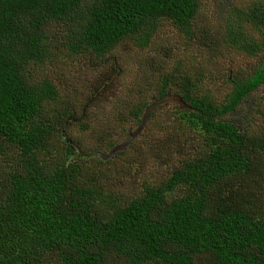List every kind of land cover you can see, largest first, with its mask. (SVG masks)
Wrapping results in <instances>:
<instances>
[{"label":"trees","instance_id":"trees-1","mask_svg":"<svg viewBox=\"0 0 264 264\" xmlns=\"http://www.w3.org/2000/svg\"><path fill=\"white\" fill-rule=\"evenodd\" d=\"M199 9V0H0V155H19L0 178V264H264L263 206L249 188L256 182L264 189V125L241 131L226 118L264 87V0L233 4L215 36L194 26ZM164 20L189 40L206 33L203 46L233 48L257 64L249 75L239 69V77L228 76L231 91L219 100L176 63L153 102L179 99L174 126L197 135L193 156L174 165L161 186L117 204L105 196L100 174L83 181V166L70 160L81 151L71 130L96 100L77 117L70 97L32 69L52 63L59 49L102 63L126 40L150 55ZM152 81L131 82L108 99L109 125L97 127V136L113 152L132 140L112 138L127 132L124 122L143 123V92ZM180 186V196L167 197Z\"/></svg>","mask_w":264,"mask_h":264},{"label":"rangeland","instance_id":"rangeland-1","mask_svg":"<svg viewBox=\"0 0 264 264\" xmlns=\"http://www.w3.org/2000/svg\"><path fill=\"white\" fill-rule=\"evenodd\" d=\"M252 1L254 0H199L200 9L194 26L200 31L207 29L215 36L219 26L223 31L233 4L241 6ZM198 35L196 40H189L170 20H164L158 36L153 41L150 55L141 54L132 41L126 40L102 63L100 59L89 60L85 54L70 55L65 50L59 49V51L55 50L52 63L32 69L35 77L52 80L60 89V95L70 97L72 105L77 107V117L84 114L85 103L96 100L86 110L87 117L84 118L83 125L76 124L71 130L70 134L75 140L73 142L80 145L81 153L78 152L70 160L83 166L81 172L83 181H87L95 173L100 174L99 183L104 187L105 196L117 197L115 201L117 204L127 203L140 194L146 186H161L173 171L174 165H179L190 155L193 156V138L197 135L185 127L181 130L174 126V122L179 121L177 104L174 103L177 97L170 96L171 100L161 106V110L157 115H153L149 122L150 116L144 119L143 123L133 119L128 124L124 122L127 132L125 134L122 132V137L113 134L112 138L116 144H121L127 141L131 134L132 140H129L126 147L114 146L113 152L112 145H105L97 136L99 132L97 127L103 129L109 125L106 123L111 109L108 99L112 98L113 92L124 93V87L137 80H153L143 92L149 103L143 106L140 114V119H143L146 108L155 104L153 100L159 98L155 96L159 89L158 81L171 74V70L174 71L178 62L185 67L183 72L192 73L197 80H200L202 92L208 91L219 100H223L231 91L232 84L228 76L235 73L236 77H239L237 72L239 69L248 72L245 75H249L257 64L254 58L236 52L233 48L222 47L219 51L211 50L203 46L206 33L200 32ZM165 56L170 61L169 64H173L174 67H167L164 69L167 73L163 74L160 68L167 66ZM209 58H212V61H208ZM94 92H97V95ZM95 103L97 104L92 108ZM49 108L52 110L51 114L54 113V105H50ZM226 118L235 123L241 131L259 132L264 125V87L253 92ZM62 147L63 145H60L58 149H54L55 153L59 149L63 150ZM263 156L264 153L261 157ZM18 157L14 149L0 155V178L12 170L10 167L17 162ZM45 158L49 160L50 157L47 155ZM98 158H103L102 162L97 161ZM249 188L260 193L256 204L263 206L264 212V189H261L256 182L251 183ZM185 189V186H180L169 192L167 197L180 196ZM104 192L100 194L102 197ZM95 201L105 213L109 212L110 207L105 206L104 202L99 199ZM261 218L264 219V213Z\"/></svg>","mask_w":264,"mask_h":264},{"label":"water","instance_id":"water-1","mask_svg":"<svg viewBox=\"0 0 264 264\" xmlns=\"http://www.w3.org/2000/svg\"><path fill=\"white\" fill-rule=\"evenodd\" d=\"M170 100H171V98H170V96H168V97H166V98H164V99H161V100L156 101L155 104H153L152 106L148 107L144 119H148V117L151 116V112H152L153 110H158V109H159L161 106H163L164 104L166 105ZM177 100H179V99H177ZM141 127H142V126H141Z\"/></svg>","mask_w":264,"mask_h":264}]
</instances>
